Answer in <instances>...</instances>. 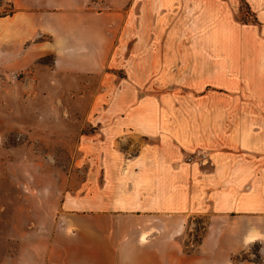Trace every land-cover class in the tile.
I'll return each instance as SVG.
<instances>
[{"label":"crops","instance_id":"obj_1","mask_svg":"<svg viewBox=\"0 0 264 264\" xmlns=\"http://www.w3.org/2000/svg\"><path fill=\"white\" fill-rule=\"evenodd\" d=\"M7 1L0 64L52 55L55 74L99 77L102 90L93 130L78 141L89 161L87 207L70 195L30 221L28 259L8 264H143L145 252L169 263L192 215L264 219V120L239 115L259 104L237 103L245 91L262 95L264 111V0H244L256 24L236 20L239 0ZM252 45L263 48L258 57L239 58L235 50ZM181 47L198 50L179 55ZM177 79L204 88L198 125L190 104L159 103ZM213 94L223 103L210 107Z\"/></svg>","mask_w":264,"mask_h":264},{"label":"rangeland","instance_id":"obj_2","mask_svg":"<svg viewBox=\"0 0 264 264\" xmlns=\"http://www.w3.org/2000/svg\"><path fill=\"white\" fill-rule=\"evenodd\" d=\"M238 8L237 21L257 23L244 0L238 1ZM11 11L9 2L0 0V17ZM191 50L195 56L198 49L177 48L179 55ZM235 51L239 58L249 60L257 58L255 51L263 48L241 46ZM52 62L48 55L29 65L0 64V264H8L10 258L28 259L22 254L30 244L24 235L29 222L50 213L57 202L78 194L80 207H87L89 161L80 154L78 141L93 130L88 124L89 111L95 95L102 92L101 81L99 77L55 74ZM185 82H171L158 94L159 103L190 104L192 121L198 125L199 97L205 91L200 81H191L192 85L199 83L193 88L197 92L183 87ZM239 96L237 103L259 104L255 111L239 115L255 119L256 124L263 121V96L248 91ZM215 97L218 95L208 96L210 107L223 103ZM130 149L133 152L134 148ZM257 216L248 223L236 217L211 221L208 214L192 215L176 241L180 255L169 256V263L163 258L161 264H264V219ZM248 227L253 230L250 238H246ZM206 237V249L202 250ZM151 239V234L145 237V248L150 247ZM153 260V255L144 253L143 264Z\"/></svg>","mask_w":264,"mask_h":264},{"label":"trees","instance_id":"obj_3","mask_svg":"<svg viewBox=\"0 0 264 264\" xmlns=\"http://www.w3.org/2000/svg\"><path fill=\"white\" fill-rule=\"evenodd\" d=\"M246 4V3H245ZM247 5V4H246Z\"/></svg>","mask_w":264,"mask_h":264}]
</instances>
